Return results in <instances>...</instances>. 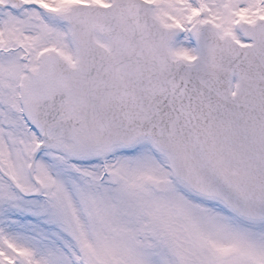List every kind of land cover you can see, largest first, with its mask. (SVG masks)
Here are the masks:
<instances>
[{"label": "snow or ice", "instance_id": "6c2138e0", "mask_svg": "<svg viewBox=\"0 0 264 264\" xmlns=\"http://www.w3.org/2000/svg\"><path fill=\"white\" fill-rule=\"evenodd\" d=\"M0 264H264V0H0Z\"/></svg>", "mask_w": 264, "mask_h": 264}]
</instances>
